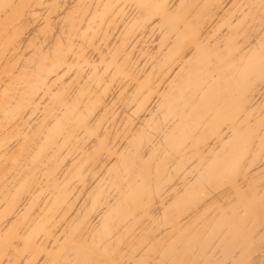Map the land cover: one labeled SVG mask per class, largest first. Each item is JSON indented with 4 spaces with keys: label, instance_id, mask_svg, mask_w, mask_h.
<instances>
[{
    "label": "bare ground",
    "instance_id": "obj_1",
    "mask_svg": "<svg viewBox=\"0 0 264 264\" xmlns=\"http://www.w3.org/2000/svg\"><path fill=\"white\" fill-rule=\"evenodd\" d=\"M0 264H264V0H0Z\"/></svg>",
    "mask_w": 264,
    "mask_h": 264
}]
</instances>
